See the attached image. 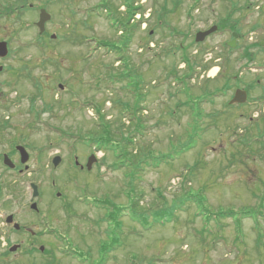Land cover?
<instances>
[{"label":"rangeland","instance_id":"rangeland-1","mask_svg":"<svg viewBox=\"0 0 264 264\" xmlns=\"http://www.w3.org/2000/svg\"><path fill=\"white\" fill-rule=\"evenodd\" d=\"M137 1L139 24L117 55L105 43L122 45L114 19L126 22L132 8L122 0H0V42L9 47L0 59V154L16 164L0 160V264H264V0H209L194 16V0L177 8ZM42 8L52 19L40 36ZM217 22L239 24L237 48L227 45L229 29L195 43ZM182 42L190 46L184 58ZM186 55L197 64L183 81ZM128 59L143 82L138 91L112 78ZM238 89L249 90L248 102L231 105ZM137 92L146 129L131 153L175 158L144 164L130 193L149 221L176 208L165 225L139 224L128 170L92 141L107 123L133 133L126 105L136 104ZM18 145L30 155L22 174ZM92 155L100 162L91 171L75 167ZM31 184L40 191L38 213ZM10 214L36 236L8 225ZM21 241L30 245L7 251Z\"/></svg>","mask_w":264,"mask_h":264},{"label":"trees","instance_id":"trees-1","mask_svg":"<svg viewBox=\"0 0 264 264\" xmlns=\"http://www.w3.org/2000/svg\"><path fill=\"white\" fill-rule=\"evenodd\" d=\"M27 1V0H25ZM23 0V2H25ZM122 2H124L126 5H128V8H131L132 5V1L131 0H122ZM134 6V5H133ZM101 7L104 9H106L107 5H101ZM104 9V10H105ZM131 11H129L130 15L128 16V19L125 21L121 20L119 18L114 19L115 20V24H113V27L115 28L116 31L119 30H123L124 36L122 37V45L118 46L115 44H111L106 42L105 43V47H109V49L111 51H115V53L117 55H122L121 51H124L127 47V45H129L132 42V37L134 35V28L135 27H131V19L135 16V14L138 12L139 8H137V10H133L132 8L130 9ZM114 18V17H113ZM112 18V19H113ZM41 36V35H40ZM123 57L121 56V59ZM190 57L188 55H186V59L184 60L187 63V72L185 73V76L182 78L183 81H187L190 80L191 77L193 76V73L196 70V62L193 64L191 63L189 60ZM120 60V57L118 58ZM117 59V60H118ZM131 61L128 59V64H124L122 67V70L120 71V73L115 74L112 76V78L114 77V79H116V81H123V80H127L128 83V87L135 89L136 91L139 90L141 83H143L142 81H140L141 79H139V76H137L136 74V70L133 69V67L131 66ZM138 93V92H137ZM138 100L136 102V104L134 106L131 105H126V109H130L131 111H129L130 115L132 117V120L136 119V121H132L134 122L133 125H135V129L133 131V133H129V136L126 137V132H124V128H125V124L122 123L121 128L119 127L117 130V132H115L114 127L110 124H103V125H99L98 128V132L99 135H97L95 137L94 140H92L95 144H98V141L100 143L99 147L100 148H105L106 152H110L112 154H115V158L117 159V161H119V167L124 168L127 172L128 170V175L126 174V177L129 176L130 177V181L128 184V187L130 189L129 195L131 196V191H133L132 186L134 185V180L137 178L138 173H141V171H144L143 169V165L146 164L149 167H159L161 163H169L171 160H173L175 158V156H171L170 155H165L163 157H161L160 159L158 158H153L150 161V158H147L146 156H143V152H141L140 156L141 158H138L137 155L133 156V152L136 145H135V138L138 134H143V132L145 131L146 127L144 126V121L137 117L136 114L140 109V100H142V94L138 93ZM100 112V111H99ZM198 114V113H197ZM130 128V127H128ZM130 130H133L132 128ZM119 137V138H118ZM115 138L118 139V143L115 142ZM262 144H264V142H262ZM121 150V154L120 153ZM182 149H180L179 152ZM143 156V157H142ZM139 159V160H138ZM137 160V162H136ZM137 163V164H136ZM129 171H131L132 173H129ZM128 195V196H129ZM132 198V196L130 197V199ZM195 198V197H194ZM132 201L134 203V207L133 209H135V211L139 212L140 214V223L141 225H148V223L153 220L155 223H160V224H166L169 222H172L175 219V213H176V208H173V210L170 211H164V212H160V213H154L153 218L149 221V217H144L143 215H147L146 212L149 211H140L139 209V204L137 203V201L132 198ZM199 203H202V201H198ZM137 205V207H136ZM141 207V206H140ZM137 208V210H136ZM106 210H109L108 207H105ZM134 212V213H136ZM149 214V213H148ZM108 220L109 221H114L117 223V214L115 212H111L108 215ZM102 263V262H101ZM100 263V264H101Z\"/></svg>","mask_w":264,"mask_h":264},{"label":"flooded vegetation","instance_id":"flooded-vegetation-1","mask_svg":"<svg viewBox=\"0 0 264 264\" xmlns=\"http://www.w3.org/2000/svg\"><path fill=\"white\" fill-rule=\"evenodd\" d=\"M132 1V5H131V7H132V9L133 10H137V4H138V1L137 0H131ZM206 1H209V0H194V4L193 5H191V7H189L190 8V10L193 8V11H192V16H194V14H195V11H198L199 12V8H200V6H202V4L204 3V2H206ZM170 2L171 3H176L177 5H176V8L178 7V4H182L183 3V1L182 0H170ZM231 5H233V3H235V2H233V0H231ZM123 4H125V3H123ZM126 5V4H125ZM134 5V6H133ZM127 7V9H128V5H126ZM161 7V6H160ZM260 8V7H259ZM161 9H165L164 7H161ZM261 10V9H260ZM136 16H137V13L135 14V16H134V18H132L131 19V22H132V25H134V27L136 28V26L139 24V22H138V20H137V18H136ZM151 16L152 15H150V18H151ZM163 20H162V18L161 17H159V20H158V27L159 28H167V26L168 25H166V24H163L162 25V22ZM224 22V21H223ZM161 24V25H160ZM225 24H226V22H225ZM223 24L221 23V22H217L216 24H213L209 29H211V28H213V27H216L217 28V30H216V32H218V31H222V30H228V31H230L231 33H232V37H233V39L231 40V41H229V42H227V45L230 47V48H237V43H238V41L240 40V38H241V27L239 26V24L238 23H228L227 25H228V27L226 26V27H223L222 26ZM209 29H207V30H202L201 32H206V31H208ZM151 35L153 34V31H151V33H150ZM180 34H181V36L184 38V37H186V33H182V32H180ZM234 34H237V37H234L233 35ZM174 35V34H173ZM212 35H210V36H208V37H206L205 38V40H204V42L209 38V37H211ZM196 37H197V33H196V35H195V43L196 44H198V42L196 41ZM203 43V42H202ZM192 44V43H191ZM230 45H234V47H232V46H230ZM193 46V45H192ZM189 48H190V46H189ZM189 48H188V45L186 46L185 45V43H181V49L180 50H182V52H183V58H184V56H185V53H186V51L187 50H189ZM253 48V47H252ZM248 49V48H247ZM250 49H251V47H250ZM252 53V50H247L246 51V53ZM184 63V62H183ZM244 90H246L247 91V93H248V99H249V96H250V92H249V90L248 89H244ZM6 153H4V154H2L1 155V157H0V160L2 159V161H3V156L5 155ZM89 157L87 158V161L85 162V163H82V164H75V166L79 169V170H81V171H91L92 170V167L93 166H96L99 162H100V159H97V160H94L93 159V164H92V167H91V169L90 170H88V166H87V164H88V162H89ZM24 171H26L25 170V168L24 169H19V172L22 174ZM17 231H19V232H21V234L22 235H24V236H32V237H35L36 235L34 234V232L29 228V227H21L19 230H17ZM28 240H30L29 238H28ZM31 241V240H30ZM30 241L29 242H26L25 243V241H21L20 242V244H13V245H10V243H8V244H6V248H7V251L8 252H10V253H12V251H11V248L12 247H17V250L16 251H20L21 249H23V247H25V244H28V246L30 245ZM32 249H34V248H32ZM6 251V252H7ZM16 251H13V253H16ZM42 252H44V251H42Z\"/></svg>","mask_w":264,"mask_h":264},{"label":"water","instance_id":"water-1","mask_svg":"<svg viewBox=\"0 0 264 264\" xmlns=\"http://www.w3.org/2000/svg\"><path fill=\"white\" fill-rule=\"evenodd\" d=\"M51 18H52L51 15L45 9L41 10L39 21L37 22V26H38L41 34L45 32L46 23L48 21H50ZM216 30H217V28L213 27V28H211L210 30H208L206 32L198 33L196 41L197 42L204 41L207 36L213 34ZM234 37H237V34H234ZM53 38H56V36L54 35ZM230 46L234 47V45H230ZM8 54H9L8 43L7 42H0V58L1 59L6 58L8 56ZM2 69L3 68L0 67V71H2ZM60 88L63 89L62 86H60ZM247 99H248V95H247L246 91L237 90L234 98L231 101V104H244V103L247 102ZM17 150L19 151L20 156H21V163L22 164H26L29 161V159H30V155H29L28 151L23 146H18ZM93 158H95V157L92 156L90 158V160H89V163H88V168L89 169H90V167L92 165ZM61 161H62V159L59 156L54 158V160H53L54 167H57L61 163ZM4 164L6 166H8L9 168H11V169H14L16 167V165L12 162V160L7 155L4 156ZM28 168L29 167L26 166V169H28ZM32 188H33V199H35V198H37L39 196V189H38V186L35 185V184H32ZM57 196L60 197L61 193H58ZM31 209L38 212L39 208H38L37 203L34 202L31 205ZM6 221H7L8 224H13L15 229H17V230L20 229V225L17 224V223H14V216L13 215H10L7 218ZM16 250H17V247H14V248L11 249V251H16ZM41 250L43 251L44 248H41Z\"/></svg>","mask_w":264,"mask_h":264},{"label":"bare ground","instance_id":"bare-ground-1","mask_svg":"<svg viewBox=\"0 0 264 264\" xmlns=\"http://www.w3.org/2000/svg\"><path fill=\"white\" fill-rule=\"evenodd\" d=\"M216 72H217V70H216V69H214V70L212 71V75H215V74H216Z\"/></svg>","mask_w":264,"mask_h":264}]
</instances>
